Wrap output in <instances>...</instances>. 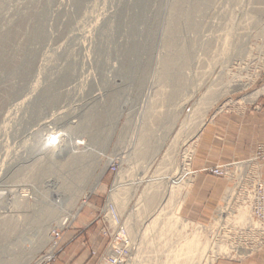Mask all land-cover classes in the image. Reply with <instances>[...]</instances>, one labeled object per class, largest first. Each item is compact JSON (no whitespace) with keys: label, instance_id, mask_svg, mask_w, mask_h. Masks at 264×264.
Instances as JSON below:
<instances>
[{"label":"rangeland","instance_id":"374dc122","mask_svg":"<svg viewBox=\"0 0 264 264\" xmlns=\"http://www.w3.org/2000/svg\"><path fill=\"white\" fill-rule=\"evenodd\" d=\"M139 1L142 0L137 2L136 0H0V198L5 196L7 207L11 206V201L7 200L6 194L4 195V192L7 193L6 185L16 190L13 191L14 195H23L22 189L28 191V196H19L22 201L18 205L13 204L11 212H6V215L4 212L0 213L1 222L13 223L23 218L22 211L35 210L37 206L36 204L32 206V203L36 200V196H39L37 190L59 188L58 185L55 188L48 186V183L36 182V185L33 179L26 181L16 178L17 180L13 182L8 179L12 165L28 166L33 164L35 159L43 157L42 153L33 154L27 158L29 161H24L30 148L34 149V153H38L40 142L46 141L45 135L49 132V127H53L63 131L62 140L66 146H72L73 141L75 144L78 141L82 142L81 145H76V150H79L69 149L66 159L72 153L80 154L82 150L85 153L83 151L81 153L88 156L86 159L89 164L88 173L79 182L80 185L86 180V184L79 186L77 203L81 202L83 193L88 192L86 201L91 206L84 207V212L89 210L91 220H95L110 188L114 182L122 179L125 184L119 194L120 197H126V203L120 211L126 215L130 233L135 234L140 243L141 222L146 214L138 217L139 213L136 214L133 210L139 203L143 191L157 180L167 183L169 176L174 174L175 177L182 167V156L186 152L190 155V169L193 170L192 160L196 153L198 134L202 125L215 115L216 110L237 104L242 98L264 91L262 33L260 34L259 31V23L252 18V16L256 17V14L253 12L255 15L253 13L246 15L249 14L247 7L251 9L255 6L261 7V4L257 5L256 2L262 0L254 1L255 3L252 2L253 0L250 1L252 7L246 6V1L236 4L234 0H210V4L201 12L192 13L197 24L196 29L182 27V34L180 33L181 39L183 38L181 44L190 47L191 58L187 60L189 64L183 62L185 65L179 59L177 62L173 61L175 66L176 63L179 65L177 72L174 75L170 74L172 77L163 75L162 58L170 56L171 48H167L165 42H162L170 26V11L175 0H147L146 5ZM178 1L181 8H190L189 0ZM143 6H146V9ZM140 16L144 18L140 20ZM37 29H41L38 35L35 34ZM148 33L151 34L152 39L146 52L141 43ZM2 35H10V38L4 40ZM134 45L141 48L136 54L142 59L141 61L137 59L135 73H127L124 76L127 69L125 65L129 66L128 64L135 59L128 53ZM3 50L7 53L3 54ZM142 62V65H146L145 71L142 70L145 72L143 74L140 68ZM26 65L29 67V72L24 74ZM14 66L20 67L15 73L12 72ZM179 69L182 71L180 72ZM178 72L180 74H177ZM236 80L246 85L241 87L235 84ZM55 81L57 85L52 86L56 87L55 91L58 90L59 100L49 104L36 117L32 107L34 100L42 89L51 86L49 84ZM114 93L118 94L116 96L120 101L118 103L114 101L116 103L113 108L116 114L114 113L115 117L113 116V121L108 125L106 138L91 145L88 133L74 130L73 126L80 122L82 114L89 111L91 105L101 107V104L112 100ZM121 143L126 147L123 157L118 155L117 151L118 148H122ZM116 160L120 164L117 173H114L108 165ZM263 167L264 165L261 167L262 172ZM101 172L99 185L89 191L90 183ZM61 174L59 172L50 177L60 179ZM193 178L194 176L185 186L178 177H175L173 185L177 186L181 183L183 186L173 194H170L167 186L164 187L166 184L161 182V188L165 189V198L168 199L166 204V211H170L168 216L172 214L177 202L183 199ZM134 183H138L139 186L136 187ZM49 190L48 198L51 197ZM65 193L64 196L68 197L69 194ZM222 203L219 207L225 206ZM234 203L233 198L230 211L225 207L231 214L237 209V204ZM70 207L72 206L67 205L65 211ZM39 209L36 208V215ZM241 210L246 209L241 208ZM57 212L59 213L58 209ZM216 212L207 224L187 220L181 216L180 211L179 215L177 214L178 219L169 220L174 222L175 228L179 229L183 236L195 234L198 235L199 240L207 238L208 244L204 255L195 264H214L220 260L240 263L250 259H255V263L259 264L257 257L260 251L243 258L222 252L217 257L211 254L210 233L216 225L214 223ZM246 212L243 213L247 217L248 208ZM243 213L238 214L239 218ZM228 215L229 213H226L225 217ZM134 216L136 218H133ZM24 217L27 222L37 219V216L31 215V212ZM55 220L47 225L45 234L48 235ZM28 223L34 225L33 222ZM13 225L16 229L14 228L11 237L17 232L18 224ZM78 225L77 216L63 234L69 236L75 233ZM159 226L161 224L157 223L153 228L155 231L148 229L150 233L146 231V234H143L145 238L141 237V240L146 241L142 240L143 242L140 243V264L166 262L164 255L168 250L166 248L167 246L170 248L174 243L170 240V244L168 242L170 246L161 245L160 239L156 237L157 234H154L159 230L157 228ZM182 227L184 228L181 229ZM80 231L84 232L85 229H79L78 233ZM147 235L153 239H148ZM164 235L167 240L172 238L173 241L176 240L173 236L169 237L168 232ZM49 243L50 241H45L42 247L35 249L26 264H36ZM205 256L208 257L206 260ZM186 263V257H181L179 264Z\"/></svg>","mask_w":264,"mask_h":264},{"label":"bare ground","instance_id":"6f19581e","mask_svg":"<svg viewBox=\"0 0 264 264\" xmlns=\"http://www.w3.org/2000/svg\"><path fill=\"white\" fill-rule=\"evenodd\" d=\"M146 1L147 0H142V1H139V2L144 3V5H146V3H145ZM177 1L175 0V3L173 4V8L170 11L171 12L170 13L171 14V16H170V26H169V29L166 27L168 29V32L164 34L165 37H164L163 42H162V43L165 42V44L168 46L167 47L165 45V47L171 48L170 56H167L168 53L170 52V50H169V52L167 51L168 52L167 55H166L167 57L163 56L164 60L162 58V62H163V67L162 68L164 69L163 75H166V77H167V75H170V74L174 75L177 72V70H178V66L177 65H179V64L176 63L177 65L175 66V63L173 61L177 62V59H179L182 63L185 62V64H186V63H188L187 60H189V58H191L189 56L190 55V47L188 46V48H187L186 46H184V44H181V40L183 39V38L181 39V36H180L181 28L182 27H186V28L195 30L197 24L195 23V20H194V18L192 16L193 15L192 13H195V12L199 13V12H201V10H203V8H205L207 5L210 4V0H191V1L189 0L188 3L190 4V8L189 9H183V8H181V4H178L179 1L178 2ZM245 1H246V3H245ZM250 1H252V0H234V3L242 4V2H244L246 4V6H249V5H251V4H249ZM254 1H261V0H253L252 2L255 3ZM136 2H137V0H136ZM256 3H257V5L261 4V7H259V6L256 7L255 6V8L253 7V9L247 7L248 8L247 11L249 12V14L246 13V15H250L253 12L256 14V17L255 16L253 17L252 15L251 16H252V18H254V21L259 23V25H258L259 29H260L259 31H261L260 34L262 33L261 37H262V41H263L262 42L263 44L261 45V47H262L261 49L264 50V0H262L261 2H256ZM254 5L255 4H253V6ZM251 7H252V5H251ZM141 13H144V12H141ZM254 13H253V15H255ZM142 15H144V14H142ZM42 17L43 16H41V18ZM142 18H144V17H141L140 20ZM152 18H153V16H152ZM53 21H55V20H53ZM142 21H144V19ZM40 30L41 29L35 30V31H37V33L35 31H33V32H35V34L38 35V32H40ZM151 37H152L151 34L148 33L146 35V37H145V40L142 41V43L140 42L142 44V47L143 48L145 47L146 52L148 51L149 46L151 44V39H152ZM9 38H10V35L3 36L4 40H8ZM182 43H184V42H182ZM237 43H239V42H237ZM5 44H6V42H5ZM139 48H138L137 45H134L133 47H131V49L128 50L129 51L128 53L131 56H133V58H135V59L132 62L129 61L130 62L128 64L129 66L125 65L127 67L126 70L130 69V71H126L125 70L124 76L127 73H129V74L130 73H135L134 70L137 67V65H136L137 59L140 60V61L142 59L141 56L137 57V56H139V55H137L139 53V52L137 53V51L141 49V48L140 49ZM29 52H28V55H29ZM6 53L7 52L5 50H3V54H6ZM25 59H24V61H25ZM263 61H264V58H263ZM140 64H141L140 65L141 73L143 74V73H145L144 69H145L146 65H142L143 62L140 63ZM144 64H146V61L144 62ZM185 64L183 63V65H185ZM16 65H18V64H16ZM18 68L20 69V67H15L14 69H12V72H14V73L17 72ZM263 68H264V64H263ZM163 69H162V71H163ZM142 70H144V71H142ZM179 71L181 72L182 70L179 69ZM23 72H24V74H27L29 72V67L27 65L24 66V71ZM180 72H178L177 74H180ZM220 73L222 74V72H219V74ZM176 76L178 78V75H176ZM179 77H180V75H179ZM165 79H167V78H165ZM51 83L49 84L51 86L42 89L40 94H38L39 96L33 102V106L32 107H33V112L35 113L36 117L39 116L42 113V111L45 110L46 107H48L49 104H53V103H55V102H57L59 100V95L57 93L58 90L55 91L56 90L55 86L57 85V81H55V83L54 82L52 84ZM175 83H176V81H175ZM235 84H237V85H239L241 87L246 85L245 83H240L238 81ZM52 85H55V86H52ZM233 86H234V84H233ZM175 88L176 87H174V89ZM120 92H123V90L120 91ZM119 94H121V93H119ZM211 94L213 95L214 93H211ZM116 95H118V94L114 93V95L112 96V100H108L107 103L105 102L104 104H101V107H99L100 105H96L95 107H94V104L91 105L92 107L90 109L88 108L89 111L87 110V112L83 113L82 116L80 115L81 116L80 122L73 126L74 130L77 129L80 132L86 131L88 133V140H89L90 144L91 143L93 144L95 142L99 143L103 139L106 138L105 136H106V132H107V129H108V125H110L111 121H113L112 118H113L114 113H115L113 107L115 106L116 102H114V101H117V103H118V101H120V98L118 96H116ZM121 96H122V94H121ZM97 106L99 108H97ZM158 116L159 115H157V117ZM45 140H46V138H45ZM61 141H62V139H61ZM121 144H123V143H121ZM39 145H41V146L38 147V153H34L33 152L34 149L30 148V152H28V154H26L28 156L26 158H24L25 159L24 161H29V160H27V158L31 157V155H33V154H37V155L39 154L40 155V153H42L43 157L42 156H40V157L38 156L39 158L35 159L33 161L34 163L30 164L28 166H17V164L13 163V164H15V166H13V165L11 166V169H10L11 173L9 174L8 179H10L11 182L16 181L17 180L16 178H18V179L21 178L22 180L24 179L26 181L29 180V179H33V181H35V182H33L34 184H36V182H38L37 184L48 183L47 185L48 186H53V188H55L58 185V187L62 188V190H59V188H56V189H53V190H49L50 189L49 188L48 190L51 191V197L50 198H48L49 197L48 195L50 193V192L47 193L48 190H45V189L37 190L38 193L35 191V194L37 193L39 196L38 197L36 196V200L34 199L36 202L33 201L34 203H32V206H34L33 204H36L35 206H37L38 209L40 208L39 209V213L37 215H36V212H35L36 208H37L36 207L35 210H29V211L26 210L27 212L26 211L25 212L22 211L21 212V214H22L21 216H23V218L15 220L13 223L12 222L3 223V222L0 221V223H3V224H0V229H2V231L0 232V264H26L28 262V259L30 258V256L32 255V253H33V251L35 249H38L39 247H42V245H44L45 241H48V242L50 241V234L49 233H48V235L45 234V232H46L45 230L47 228V225H49V223H51L52 220H55L56 218H58L60 216V214L64 212V210L66 209L67 205L68 206H72V207H74V205H75V207H74L75 211L73 212V215H76L80 205L83 204L84 202H86L85 200L87 198L88 192L87 193L86 192L83 193L84 195L81 196V197H83L81 202L79 204L77 203V199L79 197V194H78L79 186L80 185H84V183L86 184V180H84L83 183L80 184V185H79V182L82 181L85 178V176L87 175L88 170H89L88 160H86L88 158V156L84 154L85 152L82 150L84 153H81L82 152L81 151L80 154L77 153L78 155L77 154L75 155V154L72 153L66 159V157L69 154V151L71 149L74 150V151L76 150V145L77 144H75L74 141L71 142L72 146H66L64 144V140H63V143H62L61 147L58 150L52 149L50 146L47 145L46 141H44L43 143L40 142ZM121 147L122 148L121 149L118 148L117 151H118V155H121V157H123L126 147L124 146V144ZM34 148H37V147H34ZM77 150H79V149H77ZM90 150H92V147H91ZM90 152H92V151H90ZM37 155H34V156H37ZM64 159H66V160H64ZM59 172L62 173L60 179H56V178L50 177V176H52V174L56 175ZM101 174H102V172L99 175H97L95 177V180H93L90 183V185H89L90 188L88 187L89 191H92V190L96 189V186L99 185V180H100ZM120 176H122V175H120ZM175 177H174V174L169 176V178L167 180V183H169V184L165 183V181L162 182L161 180H157V181L153 182L152 186H150L147 189H145L143 191V193L140 195L139 203L137 204V206L133 210V212L136 213V214L139 213L138 217H140L142 214H146L143 217V221L141 222V227H140L141 230H142V232H141L142 235L146 234L145 232L148 229H152V230L155 231V229H153V228H155V225L158 223V224H161V226L157 227L159 230L157 231V233H154V234L155 235L157 234L156 237H157V239H160L159 241L161 242V245L168 244V242L170 244V240H172L171 243H174V245H171V246L168 244L170 246V248H168V246L166 248L168 250H167V253L164 254L165 255V261H166L164 264H179L181 257H186V260H187L186 264H195L204 255V251L207 248L208 242H207V238L204 239V240H199L198 235H195V234H193L191 236H186V235L183 236V235H181L180 234L181 233L180 230L178 229L179 230L178 231L175 228L174 222L173 223L169 222L170 218H172V221H173V218L178 219L177 213H178L179 207H180V205L182 203V199H181V201H179V203L177 202V205H175L174 208H173V212H171L172 214L170 213L171 215L168 216V212H170V211H166V208H167L166 204L168 202L167 201L168 199L165 198V189L161 188L162 187L161 182L165 183L166 185H164V187L167 186V188L169 189V190H167V189L166 190L169 191L170 194L171 193L173 194V192L177 191V189L179 187L183 186L181 183L180 184L178 183L177 186L173 185V183L175 182V180H173V179ZM137 182H139V181L137 180ZM124 184H123L122 179H119L118 181L114 182L113 188H112V190L110 192V198L114 201V203L116 204V206L119 209L123 208V206L126 203V197L125 196L120 197V194H119V191L123 188ZM134 185H136V187L139 186L138 183H134ZM5 187H6L5 189L7 190V193L4 192V195L6 194L7 200L11 201V206L7 207V205L5 203V201H6L5 200L6 199L5 196L1 197L0 198V213L4 212L5 215H6V212H11V210L13 208V204L17 203V205H18L22 201V199H19V196L21 197L23 195H14L13 191L15 192L16 190L11 189L10 185H6ZM30 187H33V186H30ZM81 190H82V188H81ZM22 191H26V190L22 189L21 192ZM63 193L69 194V196L65 197ZM52 194L53 195H55V194H60L61 195V198H62V201H63V205H62L61 209L55 208V206L52 204ZM168 195H169V193H168ZM176 195H177V193H176ZM223 198H224V196H223ZM233 198L234 197L230 196V195L226 196V200H227V203H228V207H226V209L229 210V211H230V209H232V206H233V205L232 206L230 205L231 201H233ZM69 204H71V205H69ZM22 205H23V203H22ZM25 206H27V205H25ZM72 207H70V208H72ZM28 208H29V206H28ZM70 208H68V210ZM57 209L59 210L60 214L57 212ZM226 209H225V207H219L217 209V212L220 213V215L222 217L223 216L225 217L226 213H229V215L226 216V217L232 216V214L230 212H228ZM245 209L247 210L246 207H245ZM68 210H66V211H68ZM246 210L244 211V210L239 209V213H243V212L247 213ZM30 212H31V215L34 214V216H37V219H34L35 221L31 220V219H30L31 221H28V222H33L34 225H30L31 223H28L27 220L24 217V215L26 216ZM244 213L241 214L242 215L241 218L242 217H246V214H244ZM243 215H245V216H243ZM9 216H10V214L8 215V218H9ZM29 216H30V214H29ZM26 218L28 219V217H26ZM133 218H136V216H134ZM17 221H19L20 223L17 222ZM15 223H17L19 226L17 225V232L15 233V235L13 237H11V233L14 231V228L16 229V226L13 225ZM183 228L184 227H182L181 229H183ZM154 231H152V232H154ZM166 231L168 233H170L169 237L173 236V237H175L176 240L173 241V238L167 240L166 236L164 235V233L165 234L167 233ZM147 233L149 234L150 232L147 231ZM142 235L140 236V243H142L143 242L142 240H144V239L141 240V237H144V235L143 236ZM148 236L149 235H147V237ZM149 237H148V239H151ZM152 239H153V237H152ZM144 241H146V240H144ZM147 241L149 242V240H147ZM209 247H210V245H209ZM207 258L208 257L205 256V260ZM208 260H207V263H209V261H212L211 259L209 261ZM205 263H206V261H205Z\"/></svg>","mask_w":264,"mask_h":264},{"label":"built area","instance_id":"2783aa9c","mask_svg":"<svg viewBox=\"0 0 264 264\" xmlns=\"http://www.w3.org/2000/svg\"><path fill=\"white\" fill-rule=\"evenodd\" d=\"M62 133L63 131L60 129L49 127V132L45 135L47 145L54 150H58L63 143V140L61 141L63 138ZM78 142H76L77 145L82 144V142ZM182 157V167L176 177L186 186L191 182L190 179L194 176L195 171L190 169L191 158L189 153L186 152ZM119 164L118 160L112 161L108 167L112 172L117 173ZM263 165L264 127L261 140L256 144L248 158L225 164H216L204 169L217 177L226 179L230 183L222 204L225 205L224 207H228L226 196L230 195L234 197L238 208L232 216L222 217L217 212L214 217L216 225L210 233L211 254L218 256L222 252L226 255L243 258L255 254L264 247V173L261 171ZM112 188L113 185L94 220L99 228V233L106 239L104 249L98 255L94 264H140L141 244L135 234L130 233L126 215L120 211L110 198ZM22 194L26 197L28 191H22ZM55 195L52 196V204L55 208L61 209L63 205L62 198ZM86 203L87 201L80 205L76 215H73L74 206L69 211L65 212L64 210L56 219L49 229V246L41 253L36 264H50L54 261L56 257L55 249L63 236L64 230L79 215ZM245 207L248 208L249 215L241 219L238 215L239 209ZM177 214L179 215V211ZM91 251L93 254L95 253V250Z\"/></svg>","mask_w":264,"mask_h":264},{"label":"crops","instance_id":"0c3cea01","mask_svg":"<svg viewBox=\"0 0 264 264\" xmlns=\"http://www.w3.org/2000/svg\"><path fill=\"white\" fill-rule=\"evenodd\" d=\"M262 81L264 85V76ZM263 127L264 91L242 98L229 107H221L202 125L192 160L195 175L179 208L183 218L198 224H207L212 220L230 184L226 179L203 169L248 158L261 140ZM89 205L87 202L84 207ZM84 207L78 215L77 229L85 231L78 233L77 230L69 236L64 233L55 249V260L51 264H94L103 251L106 239L99 233L94 220H91L89 210L84 212ZM91 250H95V253ZM257 261L264 264V247L260 250ZM214 264L256 263L255 259H250L240 263L220 260Z\"/></svg>","mask_w":264,"mask_h":264}]
</instances>
